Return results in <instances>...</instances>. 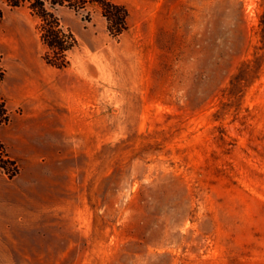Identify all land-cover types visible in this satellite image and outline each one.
Masks as SVG:
<instances>
[{
	"label": "rangeland",
	"instance_id": "374dc122",
	"mask_svg": "<svg viewBox=\"0 0 264 264\" xmlns=\"http://www.w3.org/2000/svg\"><path fill=\"white\" fill-rule=\"evenodd\" d=\"M112 1L118 37L58 11L65 69L2 4L0 141L29 156L0 173V264H264V0ZM62 90L72 125L41 126Z\"/></svg>",
	"mask_w": 264,
	"mask_h": 264
},
{
	"label": "trees",
	"instance_id": "16d2710c",
	"mask_svg": "<svg viewBox=\"0 0 264 264\" xmlns=\"http://www.w3.org/2000/svg\"><path fill=\"white\" fill-rule=\"evenodd\" d=\"M2 4L12 8L25 6L39 20L37 28L46 48L43 59L47 64L58 69L70 66L68 54L78 45L74 33L63 25L58 15L61 8H69L80 13L89 5L97 4L108 21V31L113 37L120 36L127 29V8L112 0H0V24L4 16ZM5 77L6 69L0 52V85ZM10 120L11 113L6 100L0 95V125L7 124ZM0 173L11 178L19 173L17 162L9 155L6 146L1 141Z\"/></svg>",
	"mask_w": 264,
	"mask_h": 264
},
{
	"label": "crops",
	"instance_id": "0c3cea01",
	"mask_svg": "<svg viewBox=\"0 0 264 264\" xmlns=\"http://www.w3.org/2000/svg\"><path fill=\"white\" fill-rule=\"evenodd\" d=\"M71 97L72 96L70 94H67L64 90H62L55 102L43 103L41 110L46 107L49 110V114H45V118L42 120L41 126L50 127L58 125H72V114L70 117H68L67 113L64 114V110L66 109L64 106L67 104V100ZM46 146L47 147L45 148H48V143ZM12 147L16 152L15 157L10 155L13 159L27 158L29 156L27 150H21L17 143L13 144ZM34 156L35 155L31 153V157Z\"/></svg>",
	"mask_w": 264,
	"mask_h": 264
}]
</instances>
